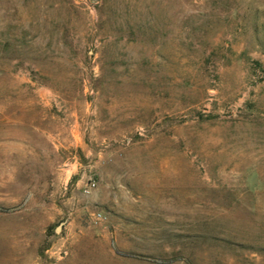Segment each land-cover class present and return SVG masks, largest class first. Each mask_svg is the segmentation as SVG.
Returning a JSON list of instances; mask_svg holds the SVG:
<instances>
[{
  "label": "rangeland",
  "instance_id": "1",
  "mask_svg": "<svg viewBox=\"0 0 264 264\" xmlns=\"http://www.w3.org/2000/svg\"><path fill=\"white\" fill-rule=\"evenodd\" d=\"M0 264H264V0H0Z\"/></svg>",
  "mask_w": 264,
  "mask_h": 264
}]
</instances>
